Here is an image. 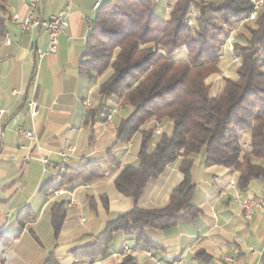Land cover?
<instances>
[{
    "label": "crops",
    "instance_id": "0c3cea01",
    "mask_svg": "<svg viewBox=\"0 0 264 264\" xmlns=\"http://www.w3.org/2000/svg\"><path fill=\"white\" fill-rule=\"evenodd\" d=\"M176 1L159 0L155 5L156 15L167 19L166 4L173 5ZM97 3L98 0H9L5 16L7 30L0 41V234L14 240L6 250L0 251V264H45L51 252L58 264H123L129 255L134 258V264H154L149 252L165 264L180 256L187 257L190 264H264V213L257 210L253 219L246 220L236 200L240 192L244 199L253 198L264 205V179L253 181L241 192L230 186L231 181L238 182L237 172L222 166L206 167L202 155L195 157L193 167L197 185L194 203L203 210L199 219L167 231L148 230L147 236L158 250H135V237L117 233L108 255L100 261L91 263L89 259L73 256L74 248L88 243L108 221L136 205L133 198L115 188V180L123 168L138 164L141 134L125 146H114L118 125L131 111L122 108L120 120L103 124L100 134L89 135L86 124L87 112L96 107L97 99L108 107L116 100H103L99 94L102 79L93 83L79 70L88 35L87 23L94 19ZM32 4L37 5L33 19L49 20L61 11L70 12L69 27L60 36L58 52L42 60L38 59L37 50L46 51L49 46L46 30L39 26L28 33L14 20L15 15L22 20L28 18ZM225 58L231 56L226 54ZM216 76L209 78L208 83ZM221 86L219 83L211 87L213 96ZM32 100L40 106L35 118L29 114L28 104ZM19 127L35 131L38 140L31 141L19 134ZM162 129L170 133L172 124L165 123ZM245 140L249 142L248 135ZM96 143H99L97 149H87V144ZM72 146L77 150L68 164L70 168L93 160L107 171V176L94 182L76 181L67 188L62 186L68 193L55 198L51 190L62 180L57 170L60 153ZM110 155L122 161L120 170L110 167ZM47 157L51 165L44 172L42 159ZM179 166L177 161L159 179L149 181L139 205L166 206L174 189L183 181ZM86 184L91 188H82ZM72 195L80 203L67 206L65 223L55 238L52 207L58 202L67 203ZM27 211L33 220L22 228L19 216ZM129 248L131 253L126 254Z\"/></svg>",
    "mask_w": 264,
    "mask_h": 264
},
{
    "label": "trees",
    "instance_id": "16d2710c",
    "mask_svg": "<svg viewBox=\"0 0 264 264\" xmlns=\"http://www.w3.org/2000/svg\"><path fill=\"white\" fill-rule=\"evenodd\" d=\"M251 1L177 0L169 5L167 19L155 13L159 0H104L99 5L79 70L93 83L102 79L99 94L103 100L117 99L120 107L131 111L118 125L114 146L142 135L138 164L123 168L115 180L116 190L133 198L136 205L108 221L88 243L74 248L75 259L100 261L108 255L117 233L135 237V250H158L148 230L167 231L199 219L203 210L194 203L197 185L193 180L197 155H202L206 167L237 172L241 192L253 181L264 179V9L255 21H249ZM8 4L9 0H0V41L7 30ZM240 28H244V42L234 38V54L241 61L237 78L224 77L213 96L206 82L222 73L224 47L232 31ZM107 107L101 103L89 109L87 126L98 118L106 124L111 115ZM165 123L172 124V131L157 135V127ZM177 161L183 181L169 203L162 208L140 206L149 181L159 179ZM109 164L115 171L122 168V161L114 155ZM106 176L107 171L93 160L77 168L67 166L60 185L51 192ZM67 211L64 201L52 207L55 238ZM31 220L28 211L19 216L22 228ZM13 240L0 234V251ZM45 264H58L54 252ZM123 264H134V258L127 256Z\"/></svg>",
    "mask_w": 264,
    "mask_h": 264
},
{
    "label": "built area",
    "instance_id": "2783aa9c",
    "mask_svg": "<svg viewBox=\"0 0 264 264\" xmlns=\"http://www.w3.org/2000/svg\"><path fill=\"white\" fill-rule=\"evenodd\" d=\"M101 1H104V0H98V3ZM262 2L263 0L251 1V3L256 4V11L252 13L251 16L261 13L262 11L261 3ZM36 8H37V5L32 4V12L30 13L28 18L22 20L20 19L18 15H15L14 20L16 21V23L18 24L21 30L28 32V33H32L39 26L43 27L46 30L48 34V39H49V46L46 51L37 50V57L39 60H42L48 55L56 54L58 52L60 36L69 27L70 12L69 10L61 11L60 13L53 15L49 20L33 19V13ZM87 25H88V30H90L92 21H88ZM230 45H234V37L232 36V33L228 39L226 46L224 47V50H223L224 53H230ZM34 86H37L36 80L34 81ZM14 94H17V92H14ZM28 107H29L30 117L31 118L37 117V115L39 114V109H40L39 104L35 100H32L31 102H29ZM2 113L4 114V111H2ZM110 122L112 121H107L106 124L108 125ZM162 132H163L162 127H157L156 134L160 135L162 134ZM18 133L21 135H24L26 138L30 139L31 141L38 140L37 135L35 131L33 130H25L23 127H19ZM76 150H77L76 147L72 146L69 151H62L60 153V160L57 165V170L61 176L66 173V167L70 163L71 158L75 155ZM42 163L44 166V172H46L48 167L51 165V160L49 159V157H47V158L42 159ZM230 186L232 188L238 189V182L231 181ZM82 188L90 189L91 186L83 185ZM67 193L68 192L63 187H59L57 190L54 191L53 195L55 198H60ZM236 200H237L238 205L242 208L244 217L246 220L253 219L257 210H261L264 213V205H262L261 203H259L257 200L253 198L244 199L241 196L240 192H238L236 194ZM77 205H79L78 201L74 198V195H72V198L67 202V206L75 207ZM130 253H131V249L129 248L126 254H130ZM148 256L150 257V259L153 261L154 264H165L162 260L155 257L150 252L148 253ZM169 264H190V262L187 257L180 256L178 258L172 259Z\"/></svg>",
    "mask_w": 264,
    "mask_h": 264
},
{
    "label": "rangeland",
    "instance_id": "374dc122",
    "mask_svg": "<svg viewBox=\"0 0 264 264\" xmlns=\"http://www.w3.org/2000/svg\"><path fill=\"white\" fill-rule=\"evenodd\" d=\"M169 4H166V12L169 14L170 13V10H169ZM249 19H247L246 21H248ZM249 21H255V20H249ZM244 32V28H240L238 29L237 31H232V36L234 38H237V41L239 42H244L243 41V38H241V34ZM234 47V45H233ZM226 54H229L231 56L230 59H226L225 58V55ZM222 62L223 64L222 67H223V70H222V73L217 75L216 77L212 78V81H210L208 83V81L206 82L207 85H210L211 87H214L215 84H219L221 83L222 84V81H223V78L224 77H228V78H237V70L239 68V66L241 65V61H240V58L235 55V54H232L231 52L230 53H224L222 54ZM209 80V79H208ZM99 105V102H98V99L97 101H95V105L94 106H98ZM108 109H111V115L113 116V119L111 121H118L120 120V118L123 116V113H120L122 107H120V101H118L117 99L115 101L112 102L111 104V107H107ZM128 111V110H127ZM113 112L117 113V114H114ZM114 114V115H113ZM112 122H110L108 125H110ZM103 125V123L101 122V119L98 118L97 121L93 124V123H90L88 125V132H89V135L92 136L93 133H97V134H100L101 133V130H100V127ZM109 143H111V141H108ZM123 146H125L124 144H122ZM121 145V146H122ZM93 145H88L87 144V149H92V148H95L97 149L98 146H99V143L95 144L93 147H91ZM114 150V149H113ZM72 184H68V185H65L63 187H68ZM86 185H89V184H86ZM77 201H78V204L80 203L79 200L74 197ZM78 206V205H77Z\"/></svg>",
    "mask_w": 264,
    "mask_h": 264
},
{
    "label": "bare ground",
    "instance_id": "6f19581e",
    "mask_svg": "<svg viewBox=\"0 0 264 264\" xmlns=\"http://www.w3.org/2000/svg\"><path fill=\"white\" fill-rule=\"evenodd\" d=\"M252 1H255V0H252ZM103 1H101V2H99L98 3V6L102 3ZM253 4V12L252 13H254L255 11H256V4L255 3H252ZM264 9V0H263V2L261 3V10H263ZM252 15V14H251ZM258 15L259 14H256V15H253V16H251L250 17V20H254V19H256L257 17H258ZM91 28H92V25H91ZM230 52L232 53V54H234V47H233V45H230ZM112 120V115H110L109 116V121H111ZM70 150V148L68 149V151Z\"/></svg>",
    "mask_w": 264,
    "mask_h": 264
}]
</instances>
